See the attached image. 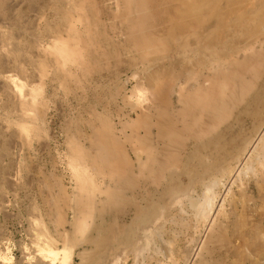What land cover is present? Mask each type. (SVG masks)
I'll return each mask as SVG.
<instances>
[{"label":"bare ground","instance_id":"6f19581e","mask_svg":"<svg viewBox=\"0 0 264 264\" xmlns=\"http://www.w3.org/2000/svg\"><path fill=\"white\" fill-rule=\"evenodd\" d=\"M10 1L1 18L42 21L35 33L18 23L10 52L100 106L86 109L88 144L69 137L70 192L40 181L53 208L29 264H264V0ZM119 95L130 110L113 121ZM43 108L22 100L15 124L46 130ZM53 184L59 197L44 192Z\"/></svg>","mask_w":264,"mask_h":264},{"label":"rangeland","instance_id":"374dc122","mask_svg":"<svg viewBox=\"0 0 264 264\" xmlns=\"http://www.w3.org/2000/svg\"><path fill=\"white\" fill-rule=\"evenodd\" d=\"M16 3L15 0L10 1L11 5ZM0 19L3 20H0V58H2L0 63V264H29L34 260L36 247L34 240L39 230L38 222L46 218V212L53 208L52 203L51 206L43 203V196H47V194L39 193L40 181L44 180L45 177L48 178V176L51 177L50 179L63 180V184L66 183V188L70 192L71 187L75 184V178L71 166H69V137L76 135V141L83 145L88 144L87 134H91L92 130L85 121L91 117L96 119L87 113L86 109L92 107L99 111L100 106L93 99H89L90 97L81 95L83 90L76 88L75 85H72V88H75L72 92H65L58 81L46 83L47 79L40 78L35 65L25 63L21 57L16 58V53L12 52L10 41L12 38L16 42L24 39L16 25L19 23L22 26L23 24L35 33L39 27H42L41 20H37L33 15L19 22L17 19L1 17ZM15 32H18V35ZM116 39L121 40L122 36H118ZM44 45H46V41H44ZM10 50L12 51L10 52ZM30 51L31 56H36V49H30ZM121 57L122 59L126 58L124 55ZM83 80L81 85L84 89L89 86L93 87L96 83V80L91 76L84 75ZM18 85H21L22 90L18 89ZM38 85H41V94L35 98H32L31 93L26 95L28 91L33 90ZM122 92L124 93L125 90ZM24 99L43 103L46 130L43 128L44 131L42 132H34L32 128L30 132L25 133L15 124L16 121L24 118L19 111L20 102ZM122 101L123 99L119 95L116 103L108 104L113 121H118L119 117L130 110L126 101ZM131 114L134 116L133 113ZM78 119L81 121L80 126L82 127L79 126L78 129L75 128L76 130L66 128L69 121L75 122ZM30 120L32 119L28 118L27 123L29 121L28 125L32 126ZM32 121L34 122V120ZM77 130L78 132H76ZM130 133L131 129L126 128L123 134L128 135ZM123 134L118 129L112 132L115 137L122 135L124 138ZM124 143L130 151L129 140L124 141ZM140 186L136 191L141 192V189L143 190V184ZM55 188L58 186L53 184L50 190L44 192H49L53 198L59 197L57 190L61 188L57 190ZM128 194L133 195L130 191ZM137 199L140 201L138 197ZM52 218L53 212L50 219ZM172 223H166L168 228L171 225L169 230L172 228L179 230V226ZM52 225L53 223H48L51 234L54 233V226ZM182 236L180 233L179 238L176 237L179 245L184 238ZM148 260L149 258L146 262ZM158 260L160 262L163 260L164 264L168 257L166 254L163 256L161 254L149 261L154 264ZM75 261L78 264L79 260L75 259Z\"/></svg>","mask_w":264,"mask_h":264}]
</instances>
